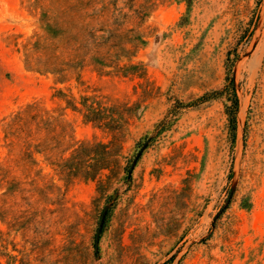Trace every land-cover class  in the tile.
I'll use <instances>...</instances> for the list:
<instances>
[{"label": "rangeland", "instance_id": "obj_1", "mask_svg": "<svg viewBox=\"0 0 264 264\" xmlns=\"http://www.w3.org/2000/svg\"><path fill=\"white\" fill-rule=\"evenodd\" d=\"M151 1L128 25L143 41L131 56L61 74L27 68L38 19L27 0H0L4 167L5 118L30 102L71 137L48 147L56 157L112 141L117 161L70 181L39 151L30 178L8 175L0 264H264V0ZM93 95L111 107L110 129L84 119Z\"/></svg>", "mask_w": 264, "mask_h": 264}, {"label": "trees", "instance_id": "obj_2", "mask_svg": "<svg viewBox=\"0 0 264 264\" xmlns=\"http://www.w3.org/2000/svg\"><path fill=\"white\" fill-rule=\"evenodd\" d=\"M27 1L29 12L38 19L39 30L24 44V63L27 68L61 74L86 65L116 66L115 58L131 56L139 46L137 41H143L137 30L128 25L139 23L147 14V8L149 10L154 4L151 0ZM224 90L233 94L232 88L226 86L222 91H213L200 99L220 95ZM81 105L85 120L110 129L111 107L101 105L96 95L84 97ZM232 121L235 123L234 116ZM58 127V118L37 102L27 103L5 118L3 146L10 159L7 168L0 161V188L16 168L24 178H30L33 154L39 151L53 158L58 173L70 181L95 179L103 170L116 165L109 148L112 141L109 144L74 142L67 144L66 151L58 152L56 157L48 147L56 149L58 140L64 137L71 140L69 135H61ZM13 180L14 176L11 187ZM1 207L0 197V210Z\"/></svg>", "mask_w": 264, "mask_h": 264}, {"label": "water", "instance_id": "obj_3", "mask_svg": "<svg viewBox=\"0 0 264 264\" xmlns=\"http://www.w3.org/2000/svg\"><path fill=\"white\" fill-rule=\"evenodd\" d=\"M232 193V190L230 191V195ZM230 198V196H229ZM106 212H107V207H105L101 213V217H100V220H99V227H98V231H97V234H99L101 228H102V225H103V222H104V218H105V215H106Z\"/></svg>", "mask_w": 264, "mask_h": 264}]
</instances>
